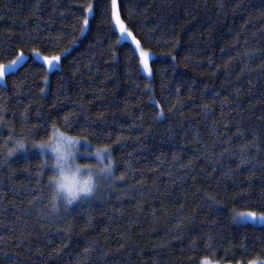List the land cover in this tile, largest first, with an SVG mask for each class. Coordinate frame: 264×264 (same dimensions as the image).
I'll return each instance as SVG.
<instances>
[{
	"label": "trees",
	"instance_id": "trees-1",
	"mask_svg": "<svg viewBox=\"0 0 264 264\" xmlns=\"http://www.w3.org/2000/svg\"><path fill=\"white\" fill-rule=\"evenodd\" d=\"M111 3L0 0V65L23 55L0 82V264L264 259V224L234 219L264 214V0H117L133 41ZM53 125L114 159L57 214L29 142Z\"/></svg>",
	"mask_w": 264,
	"mask_h": 264
},
{
	"label": "clouds",
	"instance_id": "clouds-1",
	"mask_svg": "<svg viewBox=\"0 0 264 264\" xmlns=\"http://www.w3.org/2000/svg\"><path fill=\"white\" fill-rule=\"evenodd\" d=\"M80 144V136L63 125H55L39 148L44 166L51 169L47 183L52 214L93 196L101 178L113 174L114 159L108 147L97 146L91 152V159H82L84 150Z\"/></svg>",
	"mask_w": 264,
	"mask_h": 264
},
{
	"label": "snow or ice",
	"instance_id": "snow-or-ice-1",
	"mask_svg": "<svg viewBox=\"0 0 264 264\" xmlns=\"http://www.w3.org/2000/svg\"><path fill=\"white\" fill-rule=\"evenodd\" d=\"M90 12L93 11V9L91 8V5L89 6V9H88ZM111 10H112V16L115 17L116 19V22L117 23H120L119 21V15H118V8H117V0H112V3H111ZM88 24V18L85 17V19L83 20V25H87ZM120 31L123 33L125 31V28L124 26L121 24L120 25ZM84 32V28L82 27L81 28V33ZM130 35V33H129ZM143 59H142V64L144 66V70H149L148 68V59H147V53H142L141 54ZM23 59V55H18L16 57V60H13L12 62H10L6 67L3 66V65H0V79H3L4 78V75L6 72L14 69L15 65ZM59 60V57H52L51 59H48V58H45V62L49 65H52L54 61H58ZM65 123L67 124L68 123V119L67 117H65ZM55 125H53L52 127H54ZM28 135L30 136L32 133H33V129H26L25 130ZM49 136V135H48ZM9 140H13V136L10 135L9 137ZM84 141V144L81 145V148L84 150L83 151V154L85 157H90L91 155V152H92V148L90 146V141L88 140V138L85 136V137H80V141ZM31 143V146L32 147H35V148H40L44 142V140H41L39 143L35 142V141H29ZM4 145L6 146L8 141H4L3 142ZM26 142H25V139H18V140H15V149L13 150H9V155L12 154L13 151H19V150H24L26 149ZM108 147V146H106ZM97 155H99V153H97ZM39 167L43 168V164H41ZM201 264H211V262L207 259H204ZM250 264H264V260H254V261H251Z\"/></svg>",
	"mask_w": 264,
	"mask_h": 264
},
{
	"label": "rangeland",
	"instance_id": "rangeland-1",
	"mask_svg": "<svg viewBox=\"0 0 264 264\" xmlns=\"http://www.w3.org/2000/svg\"><path fill=\"white\" fill-rule=\"evenodd\" d=\"M116 24H117V27H118V30L120 32V35H121L122 39H126V40L129 39L130 41H133L131 32H129L128 29H126L124 27L125 31L123 33L120 31V25L122 24L121 21H120V23L116 22ZM129 33H130V35H129ZM134 47H135L137 53H138V51H139V54L146 53V51H144L143 48L140 47L139 45L138 46L134 45ZM137 48H138V50H137ZM52 57H58V56L54 55V56H51V57H43V56L36 55V58L42 59L43 61H45V58L51 59ZM149 58H150V54L147 53V59L149 60ZM142 59H143V57L141 55V61H142ZM59 60H60V57H59ZM59 60L58 61H54L52 65H49V64L48 65L50 67L51 66H56L59 63ZM8 64L9 63H7L4 66L6 67ZM148 68H149V71L148 70H144V66L142 64V70H143L144 74L147 75L148 78H150L151 77V69H150V65L149 64H148ZM6 73H5V75H6ZM3 80H4V78L0 79V82H3ZM83 144H84V141L82 140L81 141V145H83ZM90 146H91V144H90ZM91 148H92V150L94 149L92 146H91ZM111 156H112V154H111ZM81 158L82 159H91V157H85L83 153H81ZM234 219L237 222H242V223L250 222V223H253V224H256V225L257 224H264V214H261V213H258V212L255 213V212H251V211H245V212L237 211V212L234 213ZM259 260H264V259H259ZM250 262H248V264H250ZM211 264H225V263H218V262L214 261V262H211ZM226 264H230V263H226ZM237 264H242V263H237Z\"/></svg>",
	"mask_w": 264,
	"mask_h": 264
}]
</instances>
